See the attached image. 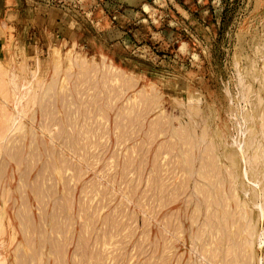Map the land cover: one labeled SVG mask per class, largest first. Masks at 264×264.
Here are the masks:
<instances>
[{
    "label": "rangeland",
    "instance_id": "obj_1",
    "mask_svg": "<svg viewBox=\"0 0 264 264\" xmlns=\"http://www.w3.org/2000/svg\"><path fill=\"white\" fill-rule=\"evenodd\" d=\"M141 3L0 0V264H264V0Z\"/></svg>",
    "mask_w": 264,
    "mask_h": 264
},
{
    "label": "bare ground",
    "instance_id": "obj_2",
    "mask_svg": "<svg viewBox=\"0 0 264 264\" xmlns=\"http://www.w3.org/2000/svg\"><path fill=\"white\" fill-rule=\"evenodd\" d=\"M251 119L250 117H247V119ZM247 121V120H246ZM251 121V120H250ZM248 123H249V121H248ZM248 123H247V125H248ZM262 123V122H261ZM245 125V124H244ZM249 126V125H248ZM262 126H263V129H264V121H263V124H262ZM263 129L261 130L262 132H261V135H262V139H263V135H264V131H263ZM259 131H260V128L258 129ZM245 132H247V131H245ZM244 132V133H245ZM253 133V132H252ZM255 133V132H254ZM259 134H260V132H258ZM256 134V133H255ZM261 135H259V136H261ZM258 136V135H257ZM254 137V136H253ZM252 138V137H251ZM256 138V137H255ZM249 139V138H248ZM254 140V139H253ZM259 141H261V139H259ZM258 142V141H257ZM261 143V142H260ZM262 144H264V143H262ZM237 145V144H236ZM240 145V144H239ZM254 145H256L255 143H254ZM253 148V147H252ZM257 148V147H256ZM259 148V147H258ZM261 148V147H260ZM240 149V148H239ZM243 149H246L245 147L243 148ZM241 150V149H240ZM262 151H264L263 150V148L261 149ZM258 151V150H257ZM260 151V150H259ZM258 151V152H259ZM244 152V154H245V151H243ZM261 153V152H260ZM264 153V152H263ZM247 154V153H246ZM257 155V154H256ZM261 155V157H262V159H264L263 157L264 156H262L263 154L261 153L260 154ZM261 159V160H262ZM264 161V160H263ZM246 164H247V162H246ZM248 166V165H247ZM255 167H256V165H255ZM242 168V167H241ZM248 168V167H247ZM259 168V167H258ZM264 168V167H263ZM246 169V168H245ZM253 169V168H252ZM243 170V169H242ZM249 170H250V168H249ZM255 170H259V169H255ZM254 170V171H255ZM261 170V169H260ZM247 171V170H246ZM251 171V170H250ZM248 172V171H247ZM247 172H244V175L245 174H247ZM257 173V172H256ZM260 174L259 175H262V173L261 172H259ZM263 175H264V173H263ZM256 176V175H255ZM257 177H259V176H257ZM264 177V176H263ZM254 178H256V177H254ZM257 180H259V178H257L256 179V181ZM259 182V181H258ZM257 182V183H258ZM261 182H263L264 183V181H263V179H262V181ZM261 182H259V183H261ZM264 186V185H263ZM254 192V191H253ZM255 193V192H254ZM263 195V194H262ZM255 197V196H254ZM262 197H264V196H256L255 198L257 199V201H256V205L258 206V209L260 210V214H261V217L262 218H264V203H262L263 202V198ZM254 198V199H255ZM212 200V199H211ZM262 201V202H261ZM213 203V202H212ZM243 204V203H242ZM254 205V204H253ZM256 205H255V208H256ZM215 206V205H214ZM222 207V206H221ZM217 210H218V208H217ZM237 212V211H236ZM259 213V212H258ZM211 214H212V212H211ZM259 214V215H260ZM230 215V214H229ZM258 216V215H257ZM221 217V216H220ZM219 217V218H220ZM259 217V216H258ZM248 219V218H247ZM221 220V219H220ZM222 222V221H221ZM245 222H247V221H245ZM217 223V222H216ZM226 223V222H225ZM249 223V222H248ZM174 224V223H173ZM223 224V223H222ZM245 225V224H244ZM222 226V225H221ZM231 227V226H230ZM177 228V227H176ZM222 228V227H221ZM221 228H219V227H217V231H221L220 229ZM244 229H243V234L244 233H246V237H245V242L247 241L248 243H249V245H250V242H252V239L256 236V238H257V241H262L263 239H264V232L263 233H257V231H256V227H255V225L253 224L252 226H250V224L249 225H247V226H245V227H243ZM209 231V230H208ZM223 231H225V230H223ZM205 233V232H204ZM218 233V232H217ZM216 233V234H217ZM220 233V232H219ZM224 232H222V234H223ZM225 234V233H224ZM172 235V234H171ZM195 237V236H194ZM194 237L192 238L193 240H194ZM222 237V236H221ZM224 237V236H223ZM196 238V237H195ZM206 238V237H205ZM256 238H255V240H256ZM221 240H222V238H221ZM254 241V240H253ZM192 242V241H191ZM195 242V241H194ZM262 243V242H261ZM234 244V243H233ZM236 244V243H235ZM247 244V243H246ZM225 245V244H224ZM237 245V244H236ZM253 245V244H252ZM232 247H234V246H232ZM251 248H252V246H251ZM212 249V248H211ZM197 250V249H196ZM200 250V249H199ZM198 250V251H199ZM233 250V249H232ZM237 250V249H236ZM193 251V250H192ZM195 252V251H194ZM228 252H230L229 250H228ZM247 252V251H246ZM195 253H197V252H195ZM232 253V252H231ZM202 254V253H201ZM238 254H239V252H238ZM219 256V255H218ZM202 257V256H201ZM204 257V256H203ZM214 257H216V256H214ZM240 257V256H239ZM219 258V257H218ZM218 258L216 259V260H218ZM204 259V258H203ZM223 259V258H222ZM225 259V258H224ZM232 259V258H231ZM231 259H230V261H231ZM205 260V259H204ZM220 260V259H219ZM223 261V260H222ZM222 261H220V263H222V264H224ZM225 261V260H224ZM229 262V261H228ZM240 261H238V263H239ZM244 262V261H243ZM210 263V262H209ZM212 263V262H211ZM215 263V262H214ZM202 264V263H201ZM227 264V263H226Z\"/></svg>",
    "mask_w": 264,
    "mask_h": 264
},
{
    "label": "crops",
    "instance_id": "obj_3",
    "mask_svg": "<svg viewBox=\"0 0 264 264\" xmlns=\"http://www.w3.org/2000/svg\"><path fill=\"white\" fill-rule=\"evenodd\" d=\"M126 1V0H125ZM130 2H135V0H130ZM141 5H142V10L143 11H145V8H147L148 6H147V4L146 3H143L144 2V0H141ZM123 3V2H122Z\"/></svg>",
    "mask_w": 264,
    "mask_h": 264
}]
</instances>
